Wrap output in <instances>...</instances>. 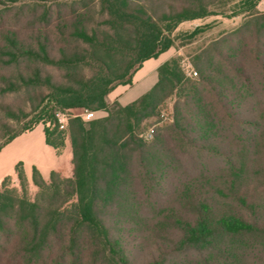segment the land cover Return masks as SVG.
<instances>
[{
  "label": "trees",
  "instance_id": "obj_1",
  "mask_svg": "<svg viewBox=\"0 0 264 264\" xmlns=\"http://www.w3.org/2000/svg\"><path fill=\"white\" fill-rule=\"evenodd\" d=\"M256 1L243 3L254 7ZM211 13L206 0H0V109L29 119L22 129L0 134V149L42 123L46 142L58 153L69 141L74 166L71 177L57 169L45 177L34 166V195L23 161L13 171L20 187L11 186L13 173L2 179L0 264H136L129 238L132 223L146 219L148 202L175 225L179 238L165 262L141 264H233L235 250L227 247L220 259L214 246L229 241L232 247L239 237L264 232L253 219L217 209L207 197L192 199L206 183L223 195L246 170V149L229 143L230 128L234 139L258 144L250 137L258 134L256 121L244 126L232 112L252 96L246 93L252 85L245 89L226 71L229 66L240 75L235 58L243 45L229 58L209 56L193 78L177 57L169 58L158 67L157 82L137 99L122 105L109 98L116 86L133 83L145 60L175 46L181 22ZM18 92L27 95L29 112L4 104L5 96ZM172 93L178 95L174 122L154 130L151 140L138 136L142 121ZM73 108L107 115L72 114L62 128L59 114ZM215 160L231 175L224 187L211 183Z\"/></svg>",
  "mask_w": 264,
  "mask_h": 264
},
{
  "label": "rangeland",
  "instance_id": "obj_2",
  "mask_svg": "<svg viewBox=\"0 0 264 264\" xmlns=\"http://www.w3.org/2000/svg\"><path fill=\"white\" fill-rule=\"evenodd\" d=\"M262 1L257 0L254 7H249L250 5L244 4L243 0H206L212 13L205 17L181 22L174 31V36L177 38L176 44L170 48L168 56H170L169 58L177 57L186 76L193 78L198 76L197 65L205 62L209 56L218 59L222 53L229 58V54L235 50L234 47L243 45V50L238 52L239 55L235 58L237 59L235 63L240 68V75H236L229 66L230 70L226 67V71L239 84H246L245 89L252 85L253 87L246 90V93H252V96L232 112L234 117L244 126H248L252 120L256 121L257 127L259 126L258 134L250 137H256L258 144L250 147L248 143L234 139L235 128H230L228 137L233 138V140L231 141L229 138V143L234 141L238 148L240 147V152L246 149V156L249 158L246 170L238 178L237 184L232 189L226 188L223 195H219L215 188L212 189L211 185L206 183L205 187L202 184L196 189L197 192L193 193L192 199L199 200L200 197H207L216 206L215 208L233 210L248 220L253 219L264 227V9L262 8ZM198 26H203L204 29L193 37L186 36V33ZM177 99L176 93L166 97L160 103L158 113L143 120L136 129V134L143 136L148 141L152 139L154 130H164L170 126L175 120ZM4 100V104L14 112H21L22 109L29 112L31 109L24 92L7 95ZM181 100L183 99L180 98L179 102ZM114 101L117 99H111L110 102L113 103ZM85 111V109L79 108L66 110L60 114L66 117L67 123L69 115H81ZM106 115V111L99 110L95 111L91 118ZM28 122V118L15 119L9 116L5 110L0 109V125H8L7 129L0 127L1 135L4 132L8 134L18 131L25 127ZM223 166V161L215 160L211 167L214 177L211 183L213 185L218 184L217 187L226 186L227 178L231 177L227 169L222 168ZM57 170L66 177L73 175L74 166L71 153L68 160ZM28 179L30 181L29 190L31 195H34L37 187L32 183V176ZM11 186L20 187L19 179L15 173H13ZM240 197H245L247 202L242 203ZM177 210L180 209L177 208ZM188 211L190 216H196L195 207L188 206ZM144 213L146 215L144 221L132 223L134 230L129 239L132 246L133 262L141 264L149 259H161L160 261L163 263L165 262L162 260L163 255L170 256L169 253L177 250L179 232L171 221L160 216L161 213L158 212V208L153 207L151 202L147 203ZM161 221L163 222L162 226ZM239 238L236 245L232 246L233 248L229 241H222L219 245H215L213 253L220 259L226 258L224 250L228 247L237 253L233 264H264V232Z\"/></svg>",
  "mask_w": 264,
  "mask_h": 264
},
{
  "label": "crops",
  "instance_id": "obj_3",
  "mask_svg": "<svg viewBox=\"0 0 264 264\" xmlns=\"http://www.w3.org/2000/svg\"><path fill=\"white\" fill-rule=\"evenodd\" d=\"M169 51L170 49L158 57L145 60L142 67L135 72L133 83L116 86L109 94L110 100L117 99L122 105H127L147 92L157 82L158 67L169 59ZM75 109L79 108L72 110ZM70 153V143H67L62 153H58L48 144L44 124L40 123L32 130L16 136L0 149V182L7 174L13 173L19 161H23L28 177L32 176L34 166L48 177L53 169H58L68 160Z\"/></svg>",
  "mask_w": 264,
  "mask_h": 264
},
{
  "label": "built area",
  "instance_id": "obj_4",
  "mask_svg": "<svg viewBox=\"0 0 264 264\" xmlns=\"http://www.w3.org/2000/svg\"><path fill=\"white\" fill-rule=\"evenodd\" d=\"M261 4H262V8L264 9V0L261 2ZM195 73H196V71H195ZM85 119H91V117H92V115H93V111H85V112H83L82 114H81ZM58 119H59V122H60V126L63 128V127H65L66 126V117L63 115V116H61V114H59V117H58ZM152 131H153V129H152Z\"/></svg>",
  "mask_w": 264,
  "mask_h": 264
}]
</instances>
